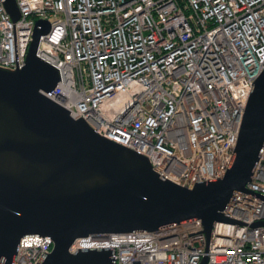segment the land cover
<instances>
[{
	"label": "built area",
	"instance_id": "2783aa9c",
	"mask_svg": "<svg viewBox=\"0 0 264 264\" xmlns=\"http://www.w3.org/2000/svg\"><path fill=\"white\" fill-rule=\"evenodd\" d=\"M0 0V67L22 68L39 19L38 56L59 69L52 94L100 136L192 188L232 166L249 96L264 70V0ZM210 236L201 220L90 235L71 253L110 249L113 264H264V146L246 190L234 191ZM54 241L20 240L16 264H38Z\"/></svg>",
	"mask_w": 264,
	"mask_h": 264
},
{
	"label": "water",
	"instance_id": "95a60500",
	"mask_svg": "<svg viewBox=\"0 0 264 264\" xmlns=\"http://www.w3.org/2000/svg\"><path fill=\"white\" fill-rule=\"evenodd\" d=\"M13 21L16 0H5ZM51 29L39 19L25 65L0 67V264H16L26 234L49 236L38 264H113L110 249L71 253L79 238L155 231L201 220L210 236L234 191L246 190L264 146V70L245 109L235 159L222 178L183 187L162 179L147 157L98 135L52 94L59 69L38 56ZM207 263V257L201 264Z\"/></svg>",
	"mask_w": 264,
	"mask_h": 264
}]
</instances>
